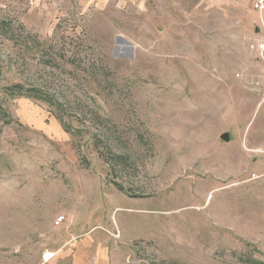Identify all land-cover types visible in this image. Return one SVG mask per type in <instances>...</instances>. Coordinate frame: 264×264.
Segmentation results:
<instances>
[{
    "label": "rangeland",
    "instance_id": "obj_1",
    "mask_svg": "<svg viewBox=\"0 0 264 264\" xmlns=\"http://www.w3.org/2000/svg\"><path fill=\"white\" fill-rule=\"evenodd\" d=\"M92 232L108 264H264V13L0 0V264Z\"/></svg>",
    "mask_w": 264,
    "mask_h": 264
},
{
    "label": "crops",
    "instance_id": "obj_2",
    "mask_svg": "<svg viewBox=\"0 0 264 264\" xmlns=\"http://www.w3.org/2000/svg\"><path fill=\"white\" fill-rule=\"evenodd\" d=\"M67 250L70 254L60 258L71 261V264H108L109 262L108 247L99 242V236H93V232L86 234L74 245L65 244L60 252ZM53 258H56L55 255L51 256V259Z\"/></svg>",
    "mask_w": 264,
    "mask_h": 264
},
{
    "label": "built area",
    "instance_id": "obj_3",
    "mask_svg": "<svg viewBox=\"0 0 264 264\" xmlns=\"http://www.w3.org/2000/svg\"><path fill=\"white\" fill-rule=\"evenodd\" d=\"M239 1L247 4L251 11L260 14L264 13V0H239Z\"/></svg>",
    "mask_w": 264,
    "mask_h": 264
},
{
    "label": "water",
    "instance_id": "obj_4",
    "mask_svg": "<svg viewBox=\"0 0 264 264\" xmlns=\"http://www.w3.org/2000/svg\"><path fill=\"white\" fill-rule=\"evenodd\" d=\"M220 138H221V140H223V141H225V142L228 141V137H227V135H222Z\"/></svg>",
    "mask_w": 264,
    "mask_h": 264
},
{
    "label": "bare ground",
    "instance_id": "obj_5",
    "mask_svg": "<svg viewBox=\"0 0 264 264\" xmlns=\"http://www.w3.org/2000/svg\"><path fill=\"white\" fill-rule=\"evenodd\" d=\"M49 258H50V255L47 254V255H45V257H44V260H48Z\"/></svg>",
    "mask_w": 264,
    "mask_h": 264
},
{
    "label": "trees",
    "instance_id": "obj_6",
    "mask_svg": "<svg viewBox=\"0 0 264 264\" xmlns=\"http://www.w3.org/2000/svg\"><path fill=\"white\" fill-rule=\"evenodd\" d=\"M261 264V263H260Z\"/></svg>",
    "mask_w": 264,
    "mask_h": 264
}]
</instances>
